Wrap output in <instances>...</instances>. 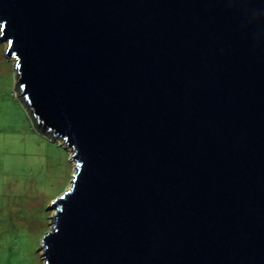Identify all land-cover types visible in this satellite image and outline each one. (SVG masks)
Returning a JSON list of instances; mask_svg holds the SVG:
<instances>
[{"label":"water","instance_id":"95a60500","mask_svg":"<svg viewBox=\"0 0 264 264\" xmlns=\"http://www.w3.org/2000/svg\"><path fill=\"white\" fill-rule=\"evenodd\" d=\"M0 42L75 162L45 264H264V0H0Z\"/></svg>","mask_w":264,"mask_h":264},{"label":"rangeland","instance_id":"374dc122","mask_svg":"<svg viewBox=\"0 0 264 264\" xmlns=\"http://www.w3.org/2000/svg\"><path fill=\"white\" fill-rule=\"evenodd\" d=\"M8 42H0V264H45L50 204L72 186V151L42 133L14 88Z\"/></svg>","mask_w":264,"mask_h":264}]
</instances>
